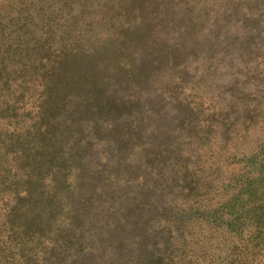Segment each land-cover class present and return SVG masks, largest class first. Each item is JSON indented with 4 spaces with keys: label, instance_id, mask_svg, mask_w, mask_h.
<instances>
[{
    "label": "trees",
    "instance_id": "obj_1",
    "mask_svg": "<svg viewBox=\"0 0 264 264\" xmlns=\"http://www.w3.org/2000/svg\"><path fill=\"white\" fill-rule=\"evenodd\" d=\"M118 4L122 31L117 33V42L121 48L107 55L105 70L110 69L109 73L67 42L60 44L59 53L46 65L37 108L26 114L32 125L18 127L13 143L18 148L15 161L24 158L15 168L26 165V173L14 178H21L18 182L24 187L10 196L16 204L11 212L17 214L20 223L9 224L10 240L0 247V258L7 257L2 253L12 250V245H19L10 264H78L85 247L90 249L92 243V254L100 257L102 264H121L122 258L145 264L140 260L144 248L136 235H149L154 227L146 226L136 233L134 225L143 221L141 212L153 203L146 189L138 195L134 192L131 198L114 194L102 183L103 173L94 175L83 165L88 147L99 150L108 161L113 155L110 147L103 148L108 145L119 152V164H131L129 156L142 155L144 161L137 163V170L156 171L163 178L164 173L171 175L167 184L162 179V188L158 187L161 195L175 194L171 203L162 206L161 213L170 219L163 218L164 226L155 228L163 232L160 240L147 243L151 254L148 264H189L194 260L193 252L187 253V260L185 255L189 241L184 231L190 226V230L203 227L201 235L210 236L207 243L211 245L199 251L204 258L210 257L204 264H213L211 258L218 255L221 244L231 246L229 254L245 264V252L251 255L253 250H249L250 242L246 243V251L239 250L236 241L241 233L251 229V248L264 245V47H251L254 36L264 39V0H237L233 6L226 2L216 10L209 5L206 12L212 14L214 26L229 24L232 32L246 37L243 42L224 39V45L233 49L242 43L241 56L247 69L263 86L260 96L241 97L237 105L222 109L193 97L183 85L169 91L165 87L151 101L150 93L144 101H125L110 93L113 76L125 85L144 90L149 76L160 71L164 62L177 64L183 59L179 49L166 48L157 36L161 30L179 31L167 16V10L172 12L169 0H118ZM66 36L71 39V33ZM140 47L147 52L144 58L133 54V49ZM145 100H149L147 105ZM167 105L177 108L169 120L176 137L188 142L183 147L176 141L174 154L168 135L154 142L147 132L151 121L145 114L160 112ZM47 169L52 176H40ZM111 169L112 175L121 174V167ZM140 179L135 176L133 184L143 186ZM65 211L74 214L68 219L62 216L54 228L50 217ZM79 211L108 215L96 224ZM199 244L195 243V249ZM181 246L185 247L181 254H175ZM154 256L156 259L151 258Z\"/></svg>",
    "mask_w": 264,
    "mask_h": 264
},
{
    "label": "rangeland",
    "instance_id": "obj_2",
    "mask_svg": "<svg viewBox=\"0 0 264 264\" xmlns=\"http://www.w3.org/2000/svg\"><path fill=\"white\" fill-rule=\"evenodd\" d=\"M169 1L172 5V12L167 10V16H170L169 19L172 20L174 25L178 26L179 31L161 30L157 36H159L158 38L161 39L162 44L166 48L171 46L174 48L175 41L184 37L183 18H185L184 15L188 12V9L186 10L184 0ZM235 1L237 0H205L207 4L212 6V10H216L219 5L225 6L226 2L228 6H233ZM120 14L121 9L118 0H74V2L72 0H0V247H3L2 244L5 241L10 240L8 238L11 235L8 232L9 224L20 223L18 222L17 214L11 212V208L16 204L10 196L15 190L19 192L24 189L23 183L18 182L21 178H17L15 181L14 178L25 175L26 165L20 167V169L15 168L18 166V162H23L24 158L21 157L18 161H15V154H18V148L13 146V143L18 127L27 128L32 125L31 120L28 119L26 114L34 113L37 108L40 95L44 90L43 75L47 63L51 64L52 59L59 53L60 44L67 42L71 45L73 44V47L77 48L85 56L92 57L91 62L93 61L95 65L97 64L104 71L107 66L106 62H108L107 55L112 52V49L114 51L115 48H121L117 42L119 39L117 33L122 31ZM65 20H68L69 23ZM67 32L71 33V39L67 40ZM214 47L216 48L214 51L209 45L205 49H200L198 51L199 55L192 61L193 63L190 65V69L183 63L173 64V62H164L160 71L157 70L149 76L148 85L144 89L146 92H150V101L151 99L156 100V96L165 89L159 87L160 90L155 91L154 88L158 87L157 81L163 79V77H168V75L176 77L179 84L183 86H187L193 80H199L202 84L207 83V85L210 83L214 85L227 84L231 79V68L222 61V58L225 52H232L233 49L223 44L214 45ZM108 49L109 51L107 52L106 50ZM133 54L138 58H144L147 52L144 47H140L135 50L133 49ZM113 56L116 62L117 55L114 52ZM251 62L253 63V61ZM109 70H105V74L109 73ZM163 73L165 75L162 77ZM111 80L113 83L110 87V93L119 98L124 90L125 84L121 82L123 80L119 81L114 76ZM169 89L171 88L167 87L168 91ZM224 89L226 95H230L231 89L226 86H224ZM204 99L200 100L215 107L207 99V101ZM148 101L145 100L144 105H147ZM166 107L168 112L165 110ZM228 107L229 105H226L224 108ZM165 108L160 112H153L150 116L144 113L147 120L151 121V125L147 127L149 129L147 132L154 142L168 135L171 142H173L172 147L174 148L177 145V131L175 127L169 124V120L173 118L174 113L177 112V108L171 105H167ZM150 128L153 129V132L150 131ZM108 147L113 152L112 157L108 161L105 160L104 155L99 150L89 147L86 148L88 150L86 151L87 155L83 165L85 170L90 171L94 175L100 174V172L103 173L104 182L102 183L109 187V191L114 192V194L123 193L131 198L134 197L133 195H138L141 189H146V194L151 198L150 200L153 203L141 212L143 214V221L134 225V227L137 230L136 233L139 232L140 228L145 229L146 226L148 228L149 226L151 228L154 227V229H150L153 232L149 233V235L145 232L136 235L138 244L144 248L140 260L148 264V256L151 254L147 243L150 244L153 240H160V237L163 235V232H159L158 230L157 232L155 228L161 229L164 226V220L162 219H167L168 216L161 213L162 206L171 203L175 194L173 192L165 193V195L159 193L158 187L162 188L161 181L163 177L157 176L156 171L149 173L143 170H137V163L139 164L144 161L142 155L140 157L135 154L131 155L129 158L132 161L131 164L127 162L119 164V152L117 153V149L111 146H103L106 150ZM173 148H171L172 151ZM174 153H176L175 148ZM118 166L121 167V174L118 176L112 175L111 168H117ZM41 175L50 178L52 171L49 169L43 170L40 173ZM138 175L141 178L140 181L143 183V186L133 184L132 182V179ZM14 182H18V184H14ZM134 192L135 194H133ZM108 195L111 197L110 194ZM79 213L90 217L92 221L90 223L95 222L96 224L104 221L108 215L106 212H99L98 214L91 213L90 215L87 211H79ZM73 214L74 212L72 211H65V213L58 212L55 216L50 217V222L56 228V225L61 222L62 216L68 219ZM75 214H77V211ZM101 215L105 216L102 217ZM171 223L173 222L171 221ZM85 225L86 223H84ZM118 225L119 222H116L115 226ZM191 227L188 228L189 230L186 229L184 231V236L187 237L186 242L189 241L188 247L185 249L186 260L188 258L187 253L193 252L191 254L194 256V260H191L189 264L208 263L210 257L204 258L203 254L199 255L201 253L199 251L204 246L211 245V243H207L210 236L205 238V234L201 235L205 229L203 227L192 228L190 230ZM195 232L201 236L196 235ZM250 232L251 229H246L241 233L236 244L238 243L239 250H244L246 243L250 242L249 250H253V252L250 255L248 251L244 250L248 256L246 259L247 263L245 264H264V245L259 246L257 249L251 248V239L253 237H250ZM58 237L61 238L62 235ZM18 241H15V243ZM196 242H200L199 249H195ZM176 243L177 241L172 243L173 250ZM89 244L90 249L85 247L78 264H89L91 262L94 264H102L99 262L101 260L100 257L92 254L95 248L94 244ZM18 246L12 245V250L2 253L4 255L6 254L7 257L0 258L1 264L4 261L10 264V257L15 253ZM163 246L164 243H162ZM230 247L221 244L218 249V255L215 258H211L213 264H233L232 261L235 262L234 264H241L239 259L235 255H232L233 253L229 254L231 252L229 250ZM184 248V246H181L180 250H175L174 253L180 255ZM56 253L57 247L55 248ZM195 253L197 255H194ZM114 257L117 258L119 256ZM151 258L156 259L155 256ZM120 260L122 261L121 264H134L128 262L125 258ZM116 262L114 261L113 264Z\"/></svg>",
    "mask_w": 264,
    "mask_h": 264
},
{
    "label": "water",
    "instance_id": "obj_3",
    "mask_svg": "<svg viewBox=\"0 0 264 264\" xmlns=\"http://www.w3.org/2000/svg\"><path fill=\"white\" fill-rule=\"evenodd\" d=\"M186 10L189 14L184 15V37L177 39L174 43L175 48L179 49L183 53V59L180 62L190 69L192 61L199 55L198 51L202 48L205 49L207 45L215 49L214 45L223 44L224 39L236 40L238 42L245 41L246 38L243 34L232 32L229 24H216L210 18V15H206L207 10H210L209 4L205 0H184ZM213 35H217L219 38H212ZM221 35V36H220ZM242 43L234 45L232 52H225L222 61L231 68V79L225 85H214L210 83L202 84L199 80L191 81L185 88L191 93V95L197 99L208 100L217 108H224L226 105L239 103L241 97H258L263 91V86L256 82L251 76V72L247 69V64L241 56V50L243 49ZM226 46V45H225ZM264 47V39L258 36H254L251 42V47ZM214 51V50H213ZM165 75V73L162 74ZM158 87L174 88L180 85L176 77H163L157 81ZM224 86L231 89L230 95H226ZM153 89V90H154ZM148 93L145 90L137 89L134 86L126 84L120 98L125 101L141 100L147 97ZM206 100V101H207ZM235 104V105H237ZM165 108L163 106L162 110ZM161 110V111H162ZM166 110V108H165ZM179 140V141H178ZM176 141L182 144L183 147L188 145L187 140L184 137H176ZM184 149V148H183ZM185 152V151H184ZM130 156L128 157L129 160ZM131 161V160H129ZM163 175V174H162ZM163 177V176H162ZM171 175L164 173V183H168Z\"/></svg>",
    "mask_w": 264,
    "mask_h": 264
}]
</instances>
